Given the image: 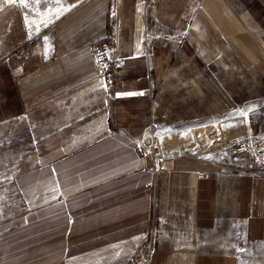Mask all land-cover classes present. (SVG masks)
<instances>
[{
	"label": "crops",
	"instance_id": "obj_1",
	"mask_svg": "<svg viewBox=\"0 0 264 264\" xmlns=\"http://www.w3.org/2000/svg\"><path fill=\"white\" fill-rule=\"evenodd\" d=\"M101 43L120 58L110 95ZM259 73L264 0H0V128L23 123L29 156L0 264H130L154 198V264H226L227 243H264L254 167L168 150L155 181L135 143L153 113L174 127L259 99Z\"/></svg>",
	"mask_w": 264,
	"mask_h": 264
},
{
	"label": "rangeland",
	"instance_id": "obj_2",
	"mask_svg": "<svg viewBox=\"0 0 264 264\" xmlns=\"http://www.w3.org/2000/svg\"><path fill=\"white\" fill-rule=\"evenodd\" d=\"M263 75L264 73H259V83L264 81V78L260 80ZM262 93L264 94V89L259 88V99L237 106L235 111L222 119L184 122L169 127L159 139L163 144L166 158L168 150L172 155L194 154L206 157L211 161L220 160L223 165L227 166V169L233 168L237 172L247 173V166L250 167V165L245 156L233 153L228 147V141L231 138L246 140L254 137L264 147V97H260ZM189 128H196L195 132H198L199 135H191L188 131ZM25 132V125L20 121L12 128L11 125L0 128V232L20 223L24 216L25 210L19 194H16L14 190L15 185L12 184V181L18 174L27 170L26 161L29 156L23 148L25 142L21 140L23 147L18 144V141L25 136ZM168 137H173V140L169 141ZM151 164L150 161L149 169L153 173ZM165 171L157 176L153 174L154 180L156 181ZM253 174L260 175L257 170H254ZM157 208L158 199L154 198L153 214L145 231V239L153 233L156 239V243H153L150 264H154L158 246L159 227L155 223ZM143 242L135 250L130 264L137 263L136 252L146 244ZM220 250L226 254V264H264V243H246L245 241L243 243H227V247ZM54 258H56L55 255L51 256L50 261L56 260ZM58 264H77V255L71 252L63 263Z\"/></svg>",
	"mask_w": 264,
	"mask_h": 264
},
{
	"label": "built area",
	"instance_id": "obj_3",
	"mask_svg": "<svg viewBox=\"0 0 264 264\" xmlns=\"http://www.w3.org/2000/svg\"><path fill=\"white\" fill-rule=\"evenodd\" d=\"M18 1V0H15ZM115 47L108 43H101L95 50L96 76L101 80L107 94L114 92V73L119 57L115 55ZM169 127L166 114L160 116L151 114L148 124L144 127L141 135L135 139L137 150L141 157L149 159L151 169L155 176L165 170L167 158L164 153L163 144L159 139ZM228 147L233 153L245 156L248 164L254 167L260 175H264V147L259 140L251 137L243 140L231 138ZM209 177L208 173L203 174ZM144 244L136 252V264H150L152 260L153 243H156L154 233L144 240Z\"/></svg>",
	"mask_w": 264,
	"mask_h": 264
},
{
	"label": "bare ground",
	"instance_id": "obj_4",
	"mask_svg": "<svg viewBox=\"0 0 264 264\" xmlns=\"http://www.w3.org/2000/svg\"><path fill=\"white\" fill-rule=\"evenodd\" d=\"M165 135V134H164Z\"/></svg>",
	"mask_w": 264,
	"mask_h": 264
}]
</instances>
